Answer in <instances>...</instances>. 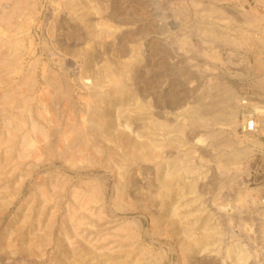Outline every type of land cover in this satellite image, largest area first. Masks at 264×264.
Segmentation results:
<instances>
[{"label":"rangeland","instance_id":"1","mask_svg":"<svg viewBox=\"0 0 264 264\" xmlns=\"http://www.w3.org/2000/svg\"><path fill=\"white\" fill-rule=\"evenodd\" d=\"M112 2L113 4L115 2L114 7L117 10L115 21L118 20L122 24L107 22L106 19L101 18V15H97L104 8L107 10L106 0H90L88 3L94 10L93 13H96V15L91 14L94 17L93 22L96 23V30L111 33L110 49L113 54L126 51L125 58L139 60L135 83H139L143 90L146 88L148 90L146 95H150V98L156 95L158 108H163L153 111L162 114L160 120L165 123L164 130L151 133L156 132L160 135L158 138L161 153L163 156L168 155V157L164 156L163 160L169 161L174 158L177 167L167 163L164 169L168 178H172L171 182H176L172 190H176L179 194L175 198L176 205L172 209L171 217L163 218L165 228H170L171 221H177L194 237L201 235V232L209 233L212 237L211 242L214 243L213 252L210 253L213 260L220 258L222 253H228V257H224L225 264H233V260L236 262L235 258L239 257L245 258L244 264H264V125L255 109L264 108V0H112ZM57 4V0L35 1L34 22L29 34L33 39V48H31L34 52L33 57L39 59L34 62L35 80L38 86L34 87L33 95L36 100L33 101L32 109L34 108V114L38 115L35 120L40 124H44L40 115L51 120L54 113L58 115L64 109L65 111L68 109L63 106L65 103L63 96L53 99L51 96L47 98L46 94L41 96L44 82L40 77L45 63L51 66L53 76L64 78L62 81L68 85L65 93L69 91L64 97H70L69 104H73L78 109L79 98L90 92L95 82H101L103 76H105L101 82L104 83L103 90L112 86L111 76L104 70L107 63L104 60L106 54H103L102 50L96 53L93 65L85 67L82 66L83 60L72 55H64L57 49L55 35L49 34V30L54 25L53 19L55 20L56 14L60 11ZM80 7L81 5L76 8V13L79 12ZM204 7L215 9L212 13L202 12L201 9ZM78 25L82 38L85 36L88 41L82 43L83 40L70 34L67 44L77 46V49H88L91 45L88 33L93 28H87L82 23ZM16 37L14 36L13 39L16 40ZM2 39L5 40L4 37ZM21 48L27 52L28 40L24 39L21 42ZM109 53L107 54L112 57L113 54ZM29 60L33 59L25 58V64ZM27 66L24 65V68L26 69ZM81 76L84 77L82 80L79 79ZM6 83L0 85V88H4ZM77 84L81 85L77 86ZM213 84L221 88L222 85L225 89L229 88L227 90L232 95L231 104L220 106L222 122L209 117L204 125H197L196 128L190 126L187 112L196 102L192 99L204 103L210 101L211 95H219L213 89L215 87ZM207 90L210 91L209 96L205 94ZM197 94H200L199 97ZM240 99L247 103L240 105ZM128 105L126 106L129 108L125 107V110H130L133 106ZM55 107L60 109L57 110ZM121 107H118L120 111L116 110V113L121 114L124 110V107L123 109ZM170 111L176 112L175 116L170 114ZM229 114L232 115L231 118ZM243 117L256 119L258 131H250L251 133L247 131ZM121 121L124 122V119L122 118ZM150 121L152 122L149 119L138 120L134 125L149 126ZM144 131L148 134L147 130ZM190 133L197 135L191 140L187 136ZM199 136H202L200 144L197 141ZM108 144L104 140L100 142L104 147ZM237 153H240V156ZM113 161L107 160V163L112 165L113 172L122 173L123 168L120 169ZM76 163L75 166L69 167L60 161H45L39 164L37 177H50L51 174L49 175L48 172L56 171L72 184H75L80 177L83 179L94 177L105 185L106 196L111 193L113 179L100 167V163L94 164L89 170H80L82 176L77 175L75 170L89 165L85 161ZM172 173L174 176L170 177ZM131 174L138 181L137 185L132 187L137 193L135 196L141 195L138 193L140 191L148 195V189L138 188L141 185L139 181L144 175L139 172L136 165L133 166ZM19 175L15 177L14 184L8 185L9 188H0V236L12 225L9 241L19 252L13 254L8 247L0 245V264H50L48 256L52 250L51 246L45 245L46 243L33 241L32 247L35 249L31 247L30 252L20 250L21 240L17 230L21 228L22 223L17 212L20 204H26L29 191H27V177ZM190 184L194 189L189 188ZM19 186H21L20 193L13 192V187L17 190ZM130 199L127 198L132 202ZM109 211V208L105 209L106 220L108 218L118 223L127 220V222H135L140 229V243L151 250L155 257L156 255L164 257L162 264L175 263L174 251L177 249L179 238L174 234L171 237L161 236L160 233L153 234L149 216L144 215L139 209H115L112 210L111 216H108ZM115 215L116 217H112ZM204 217L208 218V228L200 229L199 218ZM107 226L109 225H104V228ZM30 231L28 226L25 230L26 235ZM217 262L223 264V261ZM238 263L242 264L241 261Z\"/></svg>","mask_w":264,"mask_h":264},{"label":"bare ground","instance_id":"2","mask_svg":"<svg viewBox=\"0 0 264 264\" xmlns=\"http://www.w3.org/2000/svg\"><path fill=\"white\" fill-rule=\"evenodd\" d=\"M35 1L0 0V85L9 81L4 88H0V188H9L8 185L14 184L15 177L19 174L27 177L28 199L26 204H20L18 212L16 211L17 215H20L22 223L20 224L21 228L17 230L21 240L20 250L32 251L33 241L46 243L45 245L51 246L52 250L48 256L50 264H162L164 257L155 254L156 258L151 250L140 243V229L135 222H127V220L118 223V221H111L108 218L106 220L107 216H104L105 209L108 208L110 209L108 216H111L112 210L115 209H139L144 215L149 216L153 234L160 233L161 236L165 237H171L174 234L179 238L177 249L174 251L175 263L170 264H220L217 261L221 263L223 261L225 264L224 257H228V253H222L220 258L216 257L217 259L214 258V260L210 257L214 243L211 242L212 237L209 233L201 232V235L194 237L190 231L185 229L183 224L181 225L177 221H171L170 228H165L163 218L171 217L172 209L176 205L175 198L179 194L176 190H172L176 182L172 183V178H168L164 170L167 163L177 168L175 160L174 158L169 161L163 160L165 155L163 156L161 153L159 133H156L164 130L165 123L160 120L163 117L162 114L153 111V109L163 108H158L156 95L150 98V95H146L148 90L146 88L143 90L139 83H135L137 80L136 70L140 65L139 60L125 58L127 56L126 51L113 54L114 52L112 53L110 49L111 33L96 30V23L93 22L94 17L91 16L94 10L88 4L90 0H57L60 11L56 14L55 20L53 19L54 25L49 30V34L50 36L55 35L57 49L64 55H72L83 60L82 66L85 67L93 65L96 53L102 50V53L106 54L104 60L107 63L104 70L111 76L112 86L103 90L104 83H101L105 77L103 76L101 82H95L91 91H87L88 93L79 98L78 109L73 104H69L70 97H66L69 91L65 93L68 85L62 81L64 78L53 76L51 66L49 67L45 63L40 77L44 82L41 96L46 94V97L51 96V99L63 96L65 99L63 106L68 109L66 111L64 109L58 115L54 113L51 120L40 115L39 117L42 118L44 124L35 120L38 115L34 114L32 107L34 106L33 101L36 100L33 91L37 85L34 63L37 59L33 57L34 52L31 49L33 48V39L29 35L34 22ZM106 1L108 2L107 10L104 8L97 15H101V18L106 19L107 22L113 21L122 24L118 20L115 21L117 16V10L114 7L115 2L113 4L112 0ZM79 5L81 7L76 13V8ZM214 9L204 7L201 11L212 13ZM93 14L96 15L95 12ZM78 23H82L87 28H93L88 33L91 41L88 49H77V46L67 44L70 34L83 40L82 43L88 41L85 36L82 38ZM57 30L59 32H56ZM207 31L209 32V30ZM14 36H17L16 40L13 39ZM3 37L5 40L2 39ZM24 39L28 40L29 43L27 52L21 48V42ZM108 52L113 56L108 55ZM25 58H32L33 60H29L25 64ZM24 65H28L26 69ZM83 78L81 76L79 79L82 80ZM79 85L77 84V86ZM218 86L213 89L219 95L214 96L212 92L213 96H210L211 99L209 97L210 101L198 103L199 101L192 99L193 102H196L193 108L187 112L190 118V121L188 120L190 126L196 128L197 125H204L209 117L217 122L221 121L223 116H221L220 106L221 104H231L232 95L227 90L229 88L225 89L223 85L222 88ZM209 92L207 90L205 94L209 96ZM203 94L201 95L203 96ZM64 95L66 96L64 97ZM197 95L199 97L200 94ZM239 102L240 105L247 103L242 102L241 99ZM128 104L133 106L130 110H125ZM6 106L7 108H2ZM120 106L124 107L121 114L116 113ZM122 107L121 109H123ZM55 108L57 109V107ZM255 109L257 115L262 118L264 125V108L256 107ZM172 110L174 109L172 108ZM169 113L173 116L176 114L172 111ZM231 116L229 114V118ZM122 118L124 122L121 121ZM146 119L152 120L149 126L145 124L144 126L134 125L135 121H145ZM243 119L246 130L247 126L250 125L251 128L249 129H252L253 132L258 131L256 119L252 120L245 117ZM144 129L148 131V134ZM152 131L156 132L151 133ZM150 133L151 136H149ZM191 133L187 136L192 140L197 133ZM201 137H198L199 143H196L200 144ZM101 140L109 144L104 147L100 145ZM193 140L195 141V139ZM237 151L239 152V150ZM166 156L168 157V155ZM238 156L237 160H239ZM111 159L120 169L123 168L122 173L113 172L112 165L107 163V160ZM45 161H60L69 167L75 166L77 161H85L89 166L76 167L75 171L80 176H82L79 173L80 170H89L94 164L100 163V167L107 171L106 173L113 179L112 191L106 196L105 185L94 177L85 179L80 177L75 184H72L61 173L53 171L48 172L49 175L51 174L50 177L43 178L42 176L39 178L37 177L39 164ZM134 165L144 175L139 181L141 185L139 184L138 188L140 190L148 189L149 196L142 191L138 192L141 195L135 196L137 193L133 191L132 187H135L138 181L131 174ZM218 166L220 165L218 164ZM171 175L174 176L173 173L169 176L171 177ZM21 186L17 190L13 187V192L19 194ZM189 188H193V185L190 184ZM127 198H131L132 202L128 201ZM112 217H116V215ZM199 221L200 229L208 228L207 217L199 218ZM104 225L109 226L104 228ZM28 226L31 231L26 235L25 230ZM11 227L13 226L10 225L5 229V233L0 236V245L8 247L12 251L11 253L17 254L19 250L14 249L9 241ZM13 230L15 231V229ZM235 259L237 261L233 260V262L236 264L239 261L242 264L245 262L244 257Z\"/></svg>","mask_w":264,"mask_h":264},{"label":"built area","instance_id":"3","mask_svg":"<svg viewBox=\"0 0 264 264\" xmlns=\"http://www.w3.org/2000/svg\"><path fill=\"white\" fill-rule=\"evenodd\" d=\"M249 124H250V123H249ZM249 128H251L250 125L247 126V131H252V129H249Z\"/></svg>","mask_w":264,"mask_h":264}]
</instances>
